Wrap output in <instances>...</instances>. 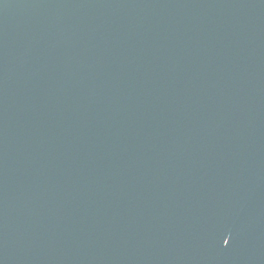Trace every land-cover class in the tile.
Listing matches in <instances>:
<instances>
[{
    "label": "water",
    "instance_id": "water-1",
    "mask_svg": "<svg viewBox=\"0 0 264 264\" xmlns=\"http://www.w3.org/2000/svg\"><path fill=\"white\" fill-rule=\"evenodd\" d=\"M0 264H264V0H0Z\"/></svg>",
    "mask_w": 264,
    "mask_h": 264
}]
</instances>
